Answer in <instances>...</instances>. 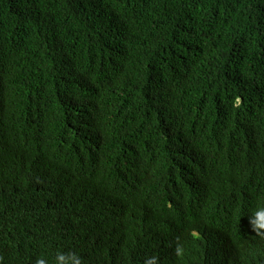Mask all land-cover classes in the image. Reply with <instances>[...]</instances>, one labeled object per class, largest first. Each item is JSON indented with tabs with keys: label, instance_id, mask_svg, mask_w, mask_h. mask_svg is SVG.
I'll use <instances>...</instances> for the list:
<instances>
[{
	"label": "trees",
	"instance_id": "trees-1",
	"mask_svg": "<svg viewBox=\"0 0 264 264\" xmlns=\"http://www.w3.org/2000/svg\"><path fill=\"white\" fill-rule=\"evenodd\" d=\"M262 208L264 0H0V264H264Z\"/></svg>",
	"mask_w": 264,
	"mask_h": 264
},
{
	"label": "clouds",
	"instance_id": "clouds-1",
	"mask_svg": "<svg viewBox=\"0 0 264 264\" xmlns=\"http://www.w3.org/2000/svg\"><path fill=\"white\" fill-rule=\"evenodd\" d=\"M248 221L255 235L264 237V208L248 217ZM177 252L182 254V248L178 247ZM36 264H48V260L46 258H38ZM53 264H83V260L77 252L57 251L53 258Z\"/></svg>",
	"mask_w": 264,
	"mask_h": 264
}]
</instances>
